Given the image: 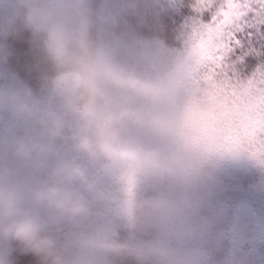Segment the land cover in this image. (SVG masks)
I'll list each match as a JSON object with an SVG mask.
<instances>
[{"label": "clouds", "instance_id": "clouds-1", "mask_svg": "<svg viewBox=\"0 0 264 264\" xmlns=\"http://www.w3.org/2000/svg\"><path fill=\"white\" fill-rule=\"evenodd\" d=\"M9 8L23 16L53 66L48 85L71 117L74 149L99 163L120 186L123 197L115 212L130 226L153 218L163 225L183 211L166 197L137 200L142 182L187 185L201 175L209 156L240 150L227 142L229 117L190 92L187 57L157 45L129 63L92 38L88 0H0V18ZM5 106L29 111L26 94L0 88V108ZM40 123L52 138L64 134L62 115L45 113ZM15 151L31 159L33 153L47 155L53 149L21 139ZM253 157L264 166V157ZM74 184L100 195L85 169L70 161L60 162L51 180L36 187L14 182L0 170V241L19 242L44 264H91L82 255L70 258L67 246L61 247L49 233L52 213L69 220L88 214L85 197ZM184 234L193 235L194 230ZM76 244L81 253L124 254L155 264H202L198 251L181 255L161 243L121 242L106 234L80 237ZM0 264L10 261L0 254Z\"/></svg>", "mask_w": 264, "mask_h": 264}, {"label": "rangeland", "instance_id": "rangeland-1", "mask_svg": "<svg viewBox=\"0 0 264 264\" xmlns=\"http://www.w3.org/2000/svg\"><path fill=\"white\" fill-rule=\"evenodd\" d=\"M129 1L131 2V0ZM129 1L122 2L129 3ZM183 7V4L179 5L178 1L175 2V8ZM136 12L137 11L128 12L127 16L130 18V21H123L122 25L124 27V32L121 35L122 40L127 41L126 39H128L133 33V30H135L132 28L134 25H136L137 29L138 26L146 28L145 25H142L140 21H138V13ZM184 14L185 12H183V15ZM166 15L172 19H164V25L161 28H157L153 36L154 39L161 37L162 40L168 41L175 35L174 30L177 27L176 21H179L180 15L176 12H166ZM17 18L18 20H23L22 15H16L14 10L9 8L5 15L0 18V25H3L2 29H0V35L9 33L7 31L8 29L5 27L6 24L14 26ZM251 32H253V30ZM256 33L264 37V28L257 29ZM140 35L144 36L142 33H140ZM10 37H13V35ZM119 37V32L111 30V32L105 35L102 43L107 45L113 44ZM129 46L135 51V53H133L131 50H128L132 55L131 58L136 61L133 55L140 53V49L136 50L133 46ZM0 47L8 48L9 44H5V42L2 44L0 42ZM19 47L18 45L16 47L14 44V49L19 48L22 55L24 54L25 56L23 64L30 66L28 63H34V67L37 66V68H39V64L42 63V61H39L40 57L36 60L31 56L34 55L33 52L36 48V44L28 41ZM137 47L140 48L139 46H136V48ZM112 48L117 51L118 44H114ZM233 56L238 59L239 71L245 77L251 76L259 70H264V38L258 44L244 49L240 54L235 53ZM22 66L21 64V67ZM25 69L26 73L31 77L29 78L28 76L29 80H35L34 76L29 74L30 71L28 68ZM40 75L41 74L38 73V76ZM52 75L53 73L44 79L41 87L32 88V86L27 87L17 76L7 75L3 72L2 78H4V80L0 83V88L12 89L21 94H26L29 103V111L25 112L31 115L24 118L23 128L25 130L26 128L33 127L40 123V119L48 112H54L65 118L66 126L64 134L60 137H43L46 131L41 123L40 127L34 130L35 133L31 135V140L34 135L37 134L41 137L42 142L35 139L32 141L50 145L47 143L48 140L55 146H51L53 151L47 155L33 153L32 162L28 167L30 176L38 182L44 183L51 179L54 168L60 162L70 161L81 165L85 169L89 180L97 184L98 180H95L92 176H96L103 168L99 163L90 160L85 154L74 149L71 117L66 112L62 102L51 91L48 85V81ZM189 82H191L190 79ZM36 93L38 94L36 95ZM192 94L200 96L194 91ZM39 95L43 97V101L34 104L33 99ZM202 97L208 104L214 107L218 113L226 116L225 113L229 106L227 97H221L219 92H215L214 98L204 93ZM25 112L12 111L14 116H24ZM35 119L37 120L35 121ZM29 136L30 134L28 133V140ZM54 147L57 148V151ZM244 152L245 154H251L247 151ZM37 160L41 162L40 166L33 164L36 163L34 161ZM210 167L211 165L205 161L201 175L187 185H181L166 180L163 182H142L138 186L136 190L137 200L166 197L182 206L183 211L170 223L161 225L159 221L153 218L145 219L137 223L134 227L130 226L115 212L116 202L122 199L118 197H123L121 188L113 179H107V181H112V185H109L111 190L106 189L105 193L97 187V191L100 193L99 196L89 194L84 189L82 191L77 189L85 197L89 212L85 216L74 219L73 222L75 224L71 229H74L72 231L75 233L76 239L80 235L86 234V232L77 233L76 231L89 228L88 231H90V234H106L115 236L121 242H128L124 238L118 236L122 235L125 231L130 236V241H132L130 243H161L181 255L198 251L202 253V264H264V167L262 168L260 166V168L255 171L250 169V167L245 169V167L238 166L237 164L236 167H239V169L244 172V180L241 188L238 190H235L230 184L223 180L219 173H213L210 175L212 177L207 176L205 172L209 170ZM242 171L240 173H242ZM103 173L105 174L104 170ZM74 186L77 188L79 186L80 188L82 187V185L79 184H74ZM112 188L117 190L118 195L112 193ZM57 220H60L58 214L52 213L49 224L57 225ZM187 230H194V234L185 235L184 233ZM66 243H69L66 245H70L74 242ZM13 246L14 244L12 243V247ZM89 253H94L99 256L104 254V252ZM90 261L91 264H93L94 259ZM96 261L95 259V262ZM107 261L108 264H155L153 259L138 261L132 256L113 253L108 254Z\"/></svg>", "mask_w": 264, "mask_h": 264}, {"label": "trees", "instance_id": "trees-1", "mask_svg": "<svg viewBox=\"0 0 264 264\" xmlns=\"http://www.w3.org/2000/svg\"><path fill=\"white\" fill-rule=\"evenodd\" d=\"M122 1L129 0H88V7L92 12L90 20V33L93 39L102 42L105 35L108 32H111V30L119 32L120 37L116 39L113 44H109V46L112 47L114 44H118V50L116 52L120 55V57L126 59L129 63H136L139 55V53L133 55L136 60L134 61L128 50H131L133 53H135V51H133L129 45L133 46L136 50L140 49V53L153 46L163 45L169 53L182 55L188 58L185 50L186 45L188 44L187 21L189 17L186 15V12L183 15L184 11H182V9L186 7L189 0H131L129 3H124ZM177 1L179 5L183 4L184 7L175 8V2ZM250 2L255 4L256 0H250ZM130 11H137L138 21H140L142 25H145L146 28L138 26L137 29L136 25H134L132 28L135 30H133V33L128 37V39H126L127 41H125L121 38V35L124 32L122 24L124 20L130 21V18L127 16ZM166 12H176L180 15L179 21H176L177 27L174 30L175 35L168 41L162 40L161 37L154 39L153 36L155 35L157 28H161L164 25V19H172L166 15ZM247 20V26L238 34L240 45L233 51V53L230 54V58L234 61H238V59L233 56L235 53L240 54L244 49L258 44L264 38L262 35L256 33L257 29L264 28V15H261L257 9L256 14L250 15ZM5 27L8 29L7 31L9 33L0 35V42L2 44L3 42H5V44H9V47H0V83L4 80V78H2V74L4 72L7 75L17 76V78L27 87H41L44 79L52 73L54 74V69L41 50L38 38L35 36L24 18L23 20H18L17 18L14 26L6 24ZM252 30L253 32H251ZM140 33L144 34V36L140 35ZM12 35L13 37H10ZM28 41L36 44V48L33 52L34 55L31 56L36 60H38V57L41 58H39V61H42V63L39 64V68H37V66L34 67V63H28L30 66L23 64L25 56L24 54L22 55L19 50V46ZM14 44L16 47L18 45L19 48L14 49ZM136 46H139L140 48H136ZM21 64L23 65L22 67ZM25 68H28L30 71L29 74H32L35 80H29L31 77L26 73ZM38 73L41 75L38 76ZM189 79L191 82H188V86L191 93L194 91L200 96L204 93L205 95L209 97L213 96L214 98L215 92L205 91L193 85L191 72ZM37 94L38 93H36V95ZM40 95L33 99L34 104L43 101V97H40ZM220 96L224 98L226 97L221 94ZM12 111L13 109L7 106L0 108V170L4 172L7 178L14 182L21 183L29 187H32V185L33 187L39 186L42 183L32 178L28 169L29 164L32 162V158L25 159L18 156L15 151V142L21 139L28 140V133L30 134L29 140H31V135L35 133L34 130H37L40 127V123L34 125L33 127L26 128L25 130L23 128L24 118L31 114L25 112L24 116H14ZM225 114V117H228V110ZM36 120L37 119H35V121ZM43 137L50 136L45 133L43 134ZM34 139L42 142L41 137L37 134L34 135L32 140ZM47 143H49L50 146H55L48 140ZM54 149L57 151V148L54 147ZM205 161L211 165L210 169L205 172L207 176L212 177L210 175L213 173H219L223 180L230 184L235 190L241 188L244 180V172L239 169V167H236L237 164L238 166L245 167V169L250 167V169L255 171H257L260 166L262 168L264 167L260 165L251 154H245L243 150H233L214 154L209 156ZM34 162L36 163L33 164H37L38 166L41 165L39 160ZM241 171L242 173H240ZM92 177L95 178V180H98L96 186L98 185L97 187L102 191L106 193V189L111 190L109 185H112V181H107V179L111 180L112 178L106 173L104 174L103 170H100L96 176ZM73 187L79 189V191L84 189L83 186L81 188L80 186L77 188L73 185ZM112 193L118 195L117 190L114 188H112ZM118 198L122 197L119 196ZM57 222V225L49 224V233L57 240L61 247L67 246V255L70 258L76 255H82L86 260L94 259L93 264H108L107 260L109 253L107 252H104L102 256H99L89 252L81 253L79 250L75 241L80 237L94 235V233L90 234V231H88L89 228L76 231L77 233L86 232V234L80 235L76 239V235L72 231L74 229H71V227L75 224L73 220L60 218ZM118 236L124 238L128 242H132L130 241V236L125 231L122 235ZM66 242L74 243L66 245L69 244ZM12 243L14 244L13 247ZM0 254L6 256L10 261V264H44L41 257L35 255L34 253L25 251L24 247L17 241H0ZM95 259L97 260L96 262Z\"/></svg>", "mask_w": 264, "mask_h": 264}, {"label": "snow or ice", "instance_id": "snow-or-ice-1", "mask_svg": "<svg viewBox=\"0 0 264 264\" xmlns=\"http://www.w3.org/2000/svg\"><path fill=\"white\" fill-rule=\"evenodd\" d=\"M257 9L264 15V0H189L182 11L189 17L185 52L193 85L228 98L227 142L264 157V70L245 77L230 58Z\"/></svg>", "mask_w": 264, "mask_h": 264}]
</instances>
